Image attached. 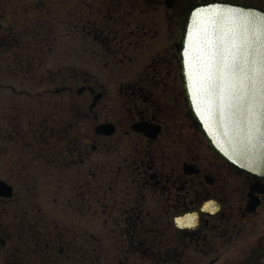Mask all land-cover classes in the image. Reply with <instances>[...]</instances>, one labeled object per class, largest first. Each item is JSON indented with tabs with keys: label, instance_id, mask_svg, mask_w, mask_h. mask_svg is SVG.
<instances>
[{
	"label": "flooded vegetation",
	"instance_id": "af4514ba",
	"mask_svg": "<svg viewBox=\"0 0 264 264\" xmlns=\"http://www.w3.org/2000/svg\"><path fill=\"white\" fill-rule=\"evenodd\" d=\"M16 1L0 0V32L7 30L0 45L19 51L14 59L18 71L32 70V56L52 51L58 13L66 15L72 40L82 39L81 55L90 50V39L109 54H118V128L113 135L118 133V184H128L118 196V208H124L119 210L129 215L124 227L118 222L123 242L130 243L125 254L139 253L142 262L163 264H200L204 255H215L207 264H264V179L240 172L210 149L188 107L180 58L191 7L226 2L264 10V0H68L65 7H59L58 0ZM92 14L103 21H92ZM27 18L31 25L26 27ZM114 21L118 32L110 27ZM30 29L36 34L25 41ZM85 91L94 92L90 85L83 86L71 102ZM47 92L72 91L63 87ZM71 129L52 125L48 130L57 144ZM78 149L69 145L66 150L74 154ZM205 203L208 210L197 223L180 229L173 225V217L194 215ZM149 204L158 211L147 208ZM251 231L255 240L249 236L235 244L237 235ZM211 242L217 246L200 250Z\"/></svg>",
	"mask_w": 264,
	"mask_h": 264
},
{
	"label": "rangeland",
	"instance_id": "374dc122",
	"mask_svg": "<svg viewBox=\"0 0 264 264\" xmlns=\"http://www.w3.org/2000/svg\"><path fill=\"white\" fill-rule=\"evenodd\" d=\"M67 1L58 0V6L65 7ZM58 15L53 49L42 54L40 46L41 55L31 57L32 70L18 71L14 59L19 51L0 45V179L14 188L12 198H0V264H163L142 262L139 253L125 254L130 243L123 242L118 222L124 227L129 215L119 210L124 208H118V196L128 184H118V133L99 139L95 132L101 123L118 128V54L90 39V50L81 55L82 39L72 40L66 15ZM28 18L26 27L31 25ZM95 19L103 21L92 14ZM110 27L114 32L118 22ZM6 31L0 32V44ZM28 32L25 41H32L36 33ZM112 47L117 51V45ZM87 85L94 92L85 91L71 102ZM63 87L73 93L47 92ZM98 95L100 101L90 110ZM52 125L72 129L56 144L48 130ZM69 145L78 151L67 152ZM147 208L158 211L152 204ZM255 232L233 240L236 245L249 236L253 241ZM142 234L149 235L145 230ZM211 246L217 244L200 250ZM213 256L204 255L198 263L207 264Z\"/></svg>",
	"mask_w": 264,
	"mask_h": 264
},
{
	"label": "snow or ice",
	"instance_id": "6c2138e0",
	"mask_svg": "<svg viewBox=\"0 0 264 264\" xmlns=\"http://www.w3.org/2000/svg\"><path fill=\"white\" fill-rule=\"evenodd\" d=\"M192 15L184 75L191 76L201 115L218 122L240 154L257 150L264 157V14L209 3Z\"/></svg>",
	"mask_w": 264,
	"mask_h": 264
},
{
	"label": "water",
	"instance_id": "95a60500",
	"mask_svg": "<svg viewBox=\"0 0 264 264\" xmlns=\"http://www.w3.org/2000/svg\"><path fill=\"white\" fill-rule=\"evenodd\" d=\"M213 3H222L229 4L231 6L245 7L257 14H264V10L256 7H248L243 5H235L226 2H213ZM209 4V3H207ZM207 4H200L191 7L188 11L181 44H180V58L182 63V76L185 85V91L187 96V103L192 117L197 124L198 129L204 135L210 149L221 157L224 161L232 165L234 168L240 172L247 173L256 178L264 179V157L257 150H252L247 154H240L239 146L235 143L234 139L230 140L223 133L222 126L215 121L208 120L205 116L201 115V108L196 105V97L191 91L192 80L191 76L186 77L184 75V58H185V37H190L194 32L195 26V17L192 15V12L196 7H200L206 10ZM188 45L191 47V39L188 40ZM101 99V95L95 97V102ZM116 132V128L111 123L100 124L96 127V133L104 136H111ZM14 195V188L9 185L7 182L0 180V198L9 199ZM208 205L206 203L198 208L196 214H186L175 216L172 219L173 225L180 229L185 228L188 224L197 223L199 215L207 212L206 210ZM194 217V218H193Z\"/></svg>",
	"mask_w": 264,
	"mask_h": 264
}]
</instances>
